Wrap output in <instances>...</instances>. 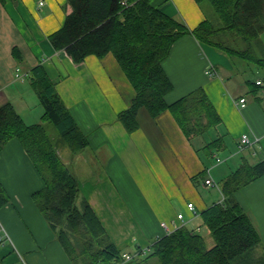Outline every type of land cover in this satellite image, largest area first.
<instances>
[{"label":"crops","instance_id":"0c3cea01","mask_svg":"<svg viewBox=\"0 0 264 264\" xmlns=\"http://www.w3.org/2000/svg\"><path fill=\"white\" fill-rule=\"evenodd\" d=\"M152 2L190 28L207 18L205 6L196 0ZM71 10L66 0L0 1V104L12 102L27 123L23 112L30 114L27 98L32 99L28 94L32 86L16 71L28 74L35 65H44L89 139L82 151L73 153L61 146L59 154L79 180V200L89 202L122 252L148 247L166 235L164 221L173 230L187 226L202 231L206 226L200 213L224 199L220 186H208L205 180L211 177L218 183L244 159L250 163L264 160V85L256 84L264 78V61L252 64L192 34L183 35L163 62L174 86L166 99L173 102L203 87L220 123L206 136L191 140L170 110L153 117L142 107L139 128L130 133L118 113L130 105L136 91L115 55L91 54L76 63L65 50H55L48 39ZM14 46L24 56L22 64L13 54ZM261 51L264 56V32ZM241 98L246 99L245 106ZM43 113L39 107L40 120L29 119L28 124L43 121ZM243 134L260 140L243 146ZM210 136L223 141V149L214 152L212 159L202 149ZM219 151L225 153V162L221 157L216 161ZM0 154V179L13 200L0 209V225L7 233L0 241L3 262L76 264L34 200L33 193L44 180L22 143L13 138ZM236 198L259 230L260 252H264V175L238 190ZM180 213L182 218H178ZM10 242L18 248L22 263Z\"/></svg>","mask_w":264,"mask_h":264},{"label":"trees","instance_id":"16d2710c","mask_svg":"<svg viewBox=\"0 0 264 264\" xmlns=\"http://www.w3.org/2000/svg\"><path fill=\"white\" fill-rule=\"evenodd\" d=\"M196 1L200 5L210 2L217 20L207 17L190 28L152 0H66L72 10L48 39L55 50H65L76 63L91 54L115 55L136 91L130 105L118 113L128 132L139 128L138 113L142 107L153 117L168 109L193 140L209 134L221 117L203 87L173 102L167 101L174 86L163 62L177 40L192 34L228 56L252 64L264 61V0ZM13 54L19 63L24 62L18 46L13 47ZM26 77L44 107L43 121L28 124L12 102L0 104V151L13 138L22 143L44 180V185L33 193L34 200L73 262L114 264L122 257V251L89 202L83 200L79 205V180L58 151L61 146H68L73 153L80 152L89 139L42 63L30 68ZM47 123L55 126L56 137L49 134ZM221 144L222 138L211 139L202 149L212 159L214 152L223 149ZM262 175L264 160L250 163L244 159L218 182L223 201L200 213L214 240L213 246H208L200 231L181 226L156 239L145 259L156 257L161 264H264V252H254L262 243L261 234L236 198L238 190ZM9 201L0 179V209ZM0 264H5L1 257Z\"/></svg>","mask_w":264,"mask_h":264},{"label":"rangeland","instance_id":"374dc122","mask_svg":"<svg viewBox=\"0 0 264 264\" xmlns=\"http://www.w3.org/2000/svg\"><path fill=\"white\" fill-rule=\"evenodd\" d=\"M205 6V11H207V17L211 18L212 20H217V15H216V12H215V9L214 7L212 6V4L208 1L204 2V5ZM235 46H237L236 44H234ZM241 45L242 46H246V44H244L243 42H241ZM239 59V58H238ZM17 72V75H22L24 76L23 78L19 76V78L21 79H24L27 74H23L21 72H19L18 70L16 71ZM31 86V85H30ZM31 93L32 94V99L31 98H27V103H28V109L27 110H30V114H26L27 112H23L25 117H26V121L27 123H29V119H34L36 121H39L40 118H37V109L40 107L41 109H44L43 105L41 104V102L39 101L38 97H37V93L36 91L34 90L33 87H31V90L28 91V94ZM27 94V95H28ZM34 98V99H33ZM39 106V107H38ZM47 128H48V132L49 134H51L52 137H56L58 135V131L56 130L55 126L52 125L51 123H47ZM212 132V131H211ZM205 138H208V135L207 137ZM209 139H213L211 136L209 137ZM66 151H68V147L65 148ZM70 151V150H69ZM218 155L219 157H221L225 162V153L223 151H219L218 152ZM0 158H1V154H0ZM10 201L12 202L13 200L10 198ZM10 202V203H11ZM79 205L81 204V201L79 200L78 201ZM205 237H206V241H207V244L209 247L213 246L214 245V240L211 236L208 235V230L207 228H204L202 231H200ZM6 240V239H5ZM8 240L9 241H12L10 235L8 237ZM11 245L14 247L16 253H18L17 255L19 256L18 257V261L20 263H22V260H21V254L18 250V248L15 246V244L13 242H10ZM260 248H261V245L259 247H257L254 252H257V253H260ZM141 258H137L135 259L134 261V264H161L159 263L158 261V258L156 257H151V258H148V259H145L146 255L144 256H140ZM235 264H238V263H235Z\"/></svg>","mask_w":264,"mask_h":264},{"label":"built area","instance_id":"2783aa9c","mask_svg":"<svg viewBox=\"0 0 264 264\" xmlns=\"http://www.w3.org/2000/svg\"><path fill=\"white\" fill-rule=\"evenodd\" d=\"M41 4H43V1L40 2ZM18 71L20 72V70L18 69ZM208 73L212 74L211 70L208 69ZM20 77H24L22 75H18ZM256 84L258 85H264V78H259L256 80ZM240 102H241V105L242 106H245L246 104V99L245 98H241L240 99ZM260 138L259 137H256L254 140H251V138L249 137L248 134H243L242 137H241V143L242 145H248V144H251L252 142H257L259 141ZM222 159L220 157H217L216 158V161L217 162H220ZM209 171V170H208ZM210 172V171H209ZM205 183L206 185L208 186H211V187H219V184L217 182H215L213 180V178H207L205 180ZM188 206L190 209L194 210L195 209V206L192 202L188 203ZM183 217V214H179L178 215V218H182ZM162 225L163 227L166 229L167 231V234L168 233H171L173 230V228H170L168 222L164 221L162 222ZM177 229V228H176ZM2 232V234H1ZM7 236V233L5 232L4 228L2 225H0V241H3V238H6ZM151 250V245L148 246V247H144V248H138L137 250L135 251H124L122 252V257L115 261L114 264H129L131 261L135 260L136 258L140 257V256H144V255H147ZM99 264H103V263H99Z\"/></svg>","mask_w":264,"mask_h":264}]
</instances>
